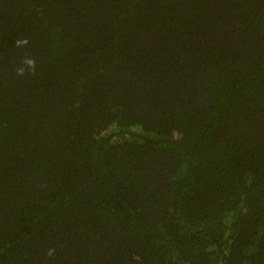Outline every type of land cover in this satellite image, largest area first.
Returning <instances> with one entry per match:
<instances>
[{
    "label": "trees",
    "instance_id": "trees-1",
    "mask_svg": "<svg viewBox=\"0 0 264 264\" xmlns=\"http://www.w3.org/2000/svg\"><path fill=\"white\" fill-rule=\"evenodd\" d=\"M0 264H264V0H0Z\"/></svg>",
    "mask_w": 264,
    "mask_h": 264
},
{
    "label": "clouds",
    "instance_id": "clouds-1",
    "mask_svg": "<svg viewBox=\"0 0 264 264\" xmlns=\"http://www.w3.org/2000/svg\"><path fill=\"white\" fill-rule=\"evenodd\" d=\"M29 43L27 37L22 39H17L14 41L16 47L23 48L27 46ZM36 71V61L34 58L30 57L29 55L25 54L22 58L20 65L16 67L15 72L18 77H23L25 74H34ZM49 257H54L55 249H49L46 253Z\"/></svg>",
    "mask_w": 264,
    "mask_h": 264
}]
</instances>
